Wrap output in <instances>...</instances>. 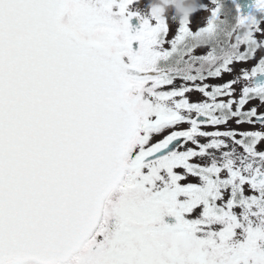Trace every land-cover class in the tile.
<instances>
[{
	"label": "snow or ice",
	"instance_id": "1",
	"mask_svg": "<svg viewBox=\"0 0 264 264\" xmlns=\"http://www.w3.org/2000/svg\"><path fill=\"white\" fill-rule=\"evenodd\" d=\"M150 3L0 0V264H264V0Z\"/></svg>",
	"mask_w": 264,
	"mask_h": 264
},
{
	"label": "clouds",
	"instance_id": "2",
	"mask_svg": "<svg viewBox=\"0 0 264 264\" xmlns=\"http://www.w3.org/2000/svg\"><path fill=\"white\" fill-rule=\"evenodd\" d=\"M200 7L199 0H151L149 5L150 9L158 10L161 19L167 20L168 14L171 13L177 23L190 22L191 16L199 11Z\"/></svg>",
	"mask_w": 264,
	"mask_h": 264
},
{
	"label": "flooded vegetation",
	"instance_id": "3",
	"mask_svg": "<svg viewBox=\"0 0 264 264\" xmlns=\"http://www.w3.org/2000/svg\"><path fill=\"white\" fill-rule=\"evenodd\" d=\"M146 2H147V0H141L142 6H143V4L146 3ZM226 2H229V0H226ZM241 2H243V3H247L248 5H251V4H253L254 0H241ZM247 10H248V9H245V11H247ZM196 15H197V16H203L204 13H203V12H198ZM135 21H136V23L138 24V21H137V20H135ZM136 43H137V46H138V42H136ZM225 79H227V77H225ZM215 82L219 83V81H215Z\"/></svg>",
	"mask_w": 264,
	"mask_h": 264
},
{
	"label": "water",
	"instance_id": "4",
	"mask_svg": "<svg viewBox=\"0 0 264 264\" xmlns=\"http://www.w3.org/2000/svg\"><path fill=\"white\" fill-rule=\"evenodd\" d=\"M132 25H133V32L138 28V24L136 23V21L133 19L132 20ZM134 46V48H136L137 46L136 45H133Z\"/></svg>",
	"mask_w": 264,
	"mask_h": 264
},
{
	"label": "rangeland",
	"instance_id": "5",
	"mask_svg": "<svg viewBox=\"0 0 264 264\" xmlns=\"http://www.w3.org/2000/svg\"><path fill=\"white\" fill-rule=\"evenodd\" d=\"M195 98V97H194Z\"/></svg>",
	"mask_w": 264,
	"mask_h": 264
}]
</instances>
